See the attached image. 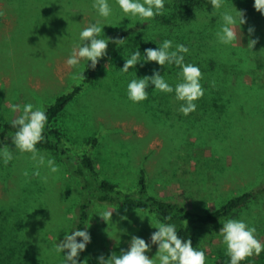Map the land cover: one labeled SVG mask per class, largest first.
<instances>
[{
  "label": "rangeland",
  "instance_id": "1",
  "mask_svg": "<svg viewBox=\"0 0 264 264\" xmlns=\"http://www.w3.org/2000/svg\"><path fill=\"white\" fill-rule=\"evenodd\" d=\"M108 4L112 15L105 19L92 7L93 0H0V11L6 14L0 18V117L5 121H13L17 115L10 110V104L22 108L31 103L34 109L45 110L55 97L81 83V79L73 76L78 70L83 71L87 62L81 60L78 68H69L66 61L80 43L79 34L85 27L99 23L103 28L99 38L105 39L114 31L135 29L117 57L103 65L94 80L57 117L55 123L65 134L64 144L69 149L67 155L38 149L46 159L55 160L59 172L51 173L47 167H40V176H33L37 162L30 159V154L16 151L12 143L7 145L13 149L14 158L7 165L0 159V264L23 261L22 255L17 263L11 259L6 246L8 232L13 231L18 242L21 241L20 220L29 223L25 226L30 238L38 239V232L41 233L48 252L46 264H64L67 251L57 254L54 249L59 238L71 231L77 205L88 194L83 178L73 171L83 153L92 156L101 177L116 183L123 191L135 189L139 171L143 169L151 194L177 200L199 212L218 207L231 195L264 179L263 162L255 160L257 164L247 167L236 161L242 168L237 170L233 154L213 145H198L190 136L193 149L185 154L179 145L180 137L175 135L177 131L169 135L156 124L168 117V107L160 98L163 93L155 90L154 85L146 89L147 100L134 104L128 99L127 87L132 79L160 72L143 58L145 50L152 49L149 37H155L158 45L164 40L182 44L186 38L180 32L178 37L169 35L167 29L150 20L116 16L119 10L116 0H108ZM240 33L238 45L246 47L248 34L242 26ZM194 36H189L192 42ZM137 50L141 63L122 72L125 60ZM246 79L250 77L246 75ZM261 114V111L242 112V151L250 149L249 139L259 127ZM179 126L177 130L182 131V125ZM42 177H47V181ZM115 208L111 222L105 223L99 217L106 209ZM228 219L255 226L257 239L264 243L263 197L217 223L188 225L196 246L207 257L206 264H227L224 260H230L219 233ZM158 222L154 213L148 211L93 201L86 222L90 243L84 250V261L98 264L101 255L107 259L112 253L127 251L133 236L151 245L146 255L155 260L158 246L151 244L150 237ZM35 257L36 263L33 259L31 264H37L38 257L41 258L40 254ZM242 264H264V252Z\"/></svg>",
  "mask_w": 264,
  "mask_h": 264
},
{
  "label": "trees",
  "instance_id": "2",
  "mask_svg": "<svg viewBox=\"0 0 264 264\" xmlns=\"http://www.w3.org/2000/svg\"><path fill=\"white\" fill-rule=\"evenodd\" d=\"M114 1V0H113ZM143 0H141V3ZM245 13L246 24L242 27L248 34V28L253 27L254 33L249 39H257L258 42L252 50L239 45L225 46L217 41L216 32L222 26V13L225 10L232 11V6ZM116 16L122 17L124 14L119 8ZM156 25L168 30L169 35L178 37L179 33L186 38L182 43L189 52L185 54V63L199 67L203 74L201 84L204 88V96L197 101L195 112L184 116L179 108L181 102L175 100L174 92L162 94L160 96L163 104H167L168 117L156 122L161 131H167L169 135L180 137V148L186 154V150L193 149L194 143L189 136L202 144L220 147L230 152L234 156L235 168L242 169L240 164L247 167L257 162L264 163V16L255 11L253 0H225V7L219 11L212 9L209 0H165V13L150 20ZM135 29L124 28L110 33L107 37L110 41L124 40L123 43L110 42L107 55L101 59L95 69L91 68V62L87 63L84 78L81 83L74 86L69 92L62 93L55 97L54 101L45 109L48 116V123L44 130V141L37 145L38 149L52 151L61 155H67L68 147H65V134L56 125L57 117L64 111L67 105L83 90L86 84H90L98 70L106 63L117 57L125 41ZM191 34H195L194 41L189 39ZM181 37V38H182ZM148 43L152 44V49L159 48L155 37L150 36ZM157 44V45H156ZM248 44V42H247ZM175 45H173V50ZM154 67L158 69L162 76L170 78V86L175 88L177 83L182 82L181 69L175 65H165L160 68L155 62ZM246 75L250 80L246 79ZM177 83H175L174 81ZM254 111H261L259 117V127L254 136L249 139L250 149L242 151V112L246 114ZM256 114V113H255ZM258 117V115H256ZM182 125V131L177 130ZM17 129L12 127V121H5L0 117V145L5 146L11 143V135ZM183 132V133H181ZM166 134V136H168ZM92 141L96 142V139ZM180 151V150H179ZM238 151V152H236ZM196 155H190L191 158ZM255 160L257 162H255ZM239 161V163H236ZM243 162V163H242ZM74 173L82 177L88 194L78 205L76 216L71 231H84L89 217V208L93 201L104 205H120L141 211L154 213L160 223L174 224L177 234L182 239H190L192 246H196V239L189 229V224L211 225L224 219L237 210L244 208L264 197V179L254 186L233 194L228 197L218 207L199 212L186 207L177 200H169L151 194L148 191L145 171L141 169L138 174L136 187L132 191H123L118 185L100 176L96 168L94 159L88 153L79 156V162ZM170 217V219H166ZM24 217L22 216V219ZM184 221H187L185 225ZM23 227L21 231V241L15 237L14 232L6 233V246L10 251V258L16 263L31 264L40 254L37 264H46L48 252L39 238H30L28 234L29 224L25 220H20ZM26 228H25V227ZM64 236L59 238L57 243L63 242ZM77 242H81L77 238ZM67 251V250H66ZM43 255V256H42ZM27 259V260H25ZM84 251L80 253L78 264H83ZM230 264V260H224ZM15 264V263H14Z\"/></svg>",
  "mask_w": 264,
  "mask_h": 264
},
{
  "label": "clouds",
  "instance_id": "3",
  "mask_svg": "<svg viewBox=\"0 0 264 264\" xmlns=\"http://www.w3.org/2000/svg\"><path fill=\"white\" fill-rule=\"evenodd\" d=\"M121 11L133 18H139L142 21L154 20L157 16L165 13V0H116ZM212 9L219 11L225 7V0H209ZM232 6V5H231ZM92 7L96 9L98 15L107 19L112 15V9L108 0H93ZM255 11L264 16V0H253ZM225 10L222 13V26L216 32L218 43L225 46H237L240 44V29L246 24L245 13L236 10ZM4 11H0V18L5 16ZM102 27L99 23L89 25L80 32V43L75 45L71 56L66 64L69 68H78L81 60L87 63L91 62V68L95 69L97 63L107 55V49L110 42L123 43L124 40H113L99 38L102 34ZM254 28H248V34L251 36ZM257 39H249L248 48L252 50L257 44ZM189 49L183 44L175 45L173 50V41L164 40L159 48L146 49L144 53L145 62H155L160 68L165 65H175L181 69L180 83L175 88L169 85L159 72H154L151 77L134 78L127 87L128 99L134 104L141 103L148 99V86L154 85V89L164 94L174 92L175 100L181 102L179 111L188 116L197 109V101L204 96V88L201 84L203 74L199 67L193 64L185 63V54ZM86 63V64H87ZM138 63H141V53L139 50L134 52L130 58L125 60L122 72H128ZM141 66H143L141 64ZM77 71L73 79H83L84 72ZM10 110L17 113L12 121V127L17 129L11 135V143L14 149L21 154H30V159L36 161V170L33 176H40V167H47L51 173L60 171L58 165L52 158H47L41 154L37 145L44 141V130L48 123V116L42 108H35L33 104L23 105L10 104ZM14 158L13 149L7 145L0 148V159L7 165ZM24 176H28L25 171ZM46 182L47 177H42ZM115 209H106L99 216L105 223L111 222L112 213ZM170 219V217H166ZM187 225V221H184ZM156 231L151 235V244L157 245L155 260L149 258L146 253L151 250V245L144 239L133 236L129 242L128 250L120 254L112 253L107 259L103 255L98 257V264H206V255L204 251L197 250L192 246L190 239H182L177 233L174 224H165L158 222L154 228ZM223 237V243L226 246V255L230 258V264H242L249 258L259 257L264 252V243L256 237L255 226H249L243 220L228 219L222 224L219 232ZM80 238L81 242H77ZM90 243V235L87 228L84 231L74 230L72 234H65L63 242L56 243L55 252L60 254L67 250L64 256V264H78L79 255L86 249ZM86 264V261L83 262Z\"/></svg>",
  "mask_w": 264,
  "mask_h": 264
}]
</instances>
